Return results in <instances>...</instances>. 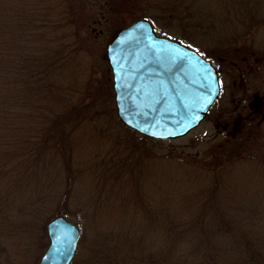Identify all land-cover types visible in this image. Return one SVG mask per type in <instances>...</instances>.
<instances>
[{"label": "trees", "instance_id": "1", "mask_svg": "<svg viewBox=\"0 0 264 264\" xmlns=\"http://www.w3.org/2000/svg\"><path fill=\"white\" fill-rule=\"evenodd\" d=\"M141 8L127 24L145 17L177 29L182 26L178 38L190 46H195L192 40L198 33L213 26L206 25L201 0H146L145 4L142 0ZM231 10L237 14L236 8ZM82 13L77 0H7L0 7V141L6 139L1 143L8 148L14 140L22 148L26 136L29 152L35 151L29 158L43 150L61 157L68 190L76 176L72 174L75 133L85 116L110 111L105 92L104 104L99 106V96L84 99L88 87L83 96L76 95L72 77L80 54L76 21L85 17ZM235 42L227 39L222 44ZM30 105L36 106L41 119L35 126L24 127L21 107ZM22 129L27 135L20 134ZM137 145L115 143L116 150L129 149L124 156L118 150L109 156L118 157L116 162L108 153H96V171L105 176L99 180L101 205L95 207L105 209L111 194H116L137 211L117 214V219L110 211L104 212L105 217L95 213L92 218L93 212H87V227L82 225L71 264H264V157L256 164L249 162L250 166L241 156L232 155L225 162L218 155L215 164L188 165L171 153L149 151L137 158L133 155ZM245 169L252 173L247 179ZM82 173L80 167L78 176ZM143 181L147 186L142 192L137 185ZM66 205L57 215L70 218ZM54 216L41 225L45 236L46 224ZM47 243L43 241V248Z\"/></svg>", "mask_w": 264, "mask_h": 264}, {"label": "rangeland", "instance_id": "2", "mask_svg": "<svg viewBox=\"0 0 264 264\" xmlns=\"http://www.w3.org/2000/svg\"><path fill=\"white\" fill-rule=\"evenodd\" d=\"M141 2L77 0L85 17L76 21L80 45L74 66L76 71L72 76L76 95L83 96L84 87H88L84 99L91 101L94 95L99 96L96 104L99 106L104 104L102 95L105 92V103L110 111L94 118L85 116V122L75 133L72 174L74 172L76 176L70 190L67 189L66 171L60 165L61 157L51 152V158V153L43 150L29 158L35 151L29 152L26 136L20 145L22 148L17 147L14 140L9 142L8 148L2 144L6 139L0 141L3 146L0 150V264H39L45 250L43 241H49L41 225L49 215H57L66 202L70 218L81 231L83 226L87 227L86 214L89 211L93 212L90 218L95 213L105 217L106 211L112 212L113 218L117 214L137 211L131 203L120 202L116 194H111L109 202L103 206L105 209L95 208L101 205L98 202L101 193L98 191L99 180L105 176L96 171L99 164L96 153H108L111 162H116L118 157H109L114 151L118 150L121 156L129 151L116 150L113 148L115 143H137L138 149L133 154L137 158L147 156L149 151L161 155L171 153L188 165L215 164L218 155L224 162L228 155L241 156L246 164H256L264 157V0H201L206 25L213 26H208L206 33L197 32L192 40L195 42L193 47L207 53L217 66L222 91L198 127L185 136L166 140L149 139L140 132H131L119 119L115 97L110 95L113 75L107 45L121 28L128 25V21L135 18L133 12L142 11ZM6 4L7 0H0V7ZM233 8L237 9L238 15L232 12ZM240 20H243L242 24ZM257 20L261 21L251 28L250 25ZM152 22L159 34L176 39L183 34L182 26L179 30L161 20ZM227 39H234L237 43L222 44ZM21 111L24 116L21 125L24 127L35 126L37 119H41L34 105L21 107ZM21 133L25 134V129ZM80 167L83 173L78 176ZM244 174V179L252 176L250 169H245ZM146 186L147 181H143L137 189L143 192ZM115 201L119 204L115 205Z\"/></svg>", "mask_w": 264, "mask_h": 264}, {"label": "water", "instance_id": "3", "mask_svg": "<svg viewBox=\"0 0 264 264\" xmlns=\"http://www.w3.org/2000/svg\"><path fill=\"white\" fill-rule=\"evenodd\" d=\"M119 119L154 139L185 136L206 118L221 93L219 71L197 49L156 32L145 17L121 28L107 45ZM39 264H70L81 235L63 215L47 222Z\"/></svg>", "mask_w": 264, "mask_h": 264}]
</instances>
